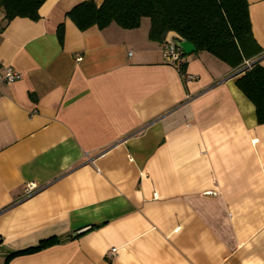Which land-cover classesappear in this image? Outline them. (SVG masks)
Wrapping results in <instances>:
<instances>
[{"label":"crops","instance_id":"obj_1","mask_svg":"<svg viewBox=\"0 0 264 264\" xmlns=\"http://www.w3.org/2000/svg\"><path fill=\"white\" fill-rule=\"evenodd\" d=\"M83 1L9 22L0 7V61L22 74L0 82V264H264V124L237 71L178 47L185 80L149 17L81 30Z\"/></svg>","mask_w":264,"mask_h":264},{"label":"trees","instance_id":"obj_2","mask_svg":"<svg viewBox=\"0 0 264 264\" xmlns=\"http://www.w3.org/2000/svg\"><path fill=\"white\" fill-rule=\"evenodd\" d=\"M46 0H0V7L9 22L17 16L38 19L39 9ZM249 0H86L67 12L81 30L93 26L103 29L113 22L123 28H137L143 17L151 19L150 37L165 41L175 31L190 41L195 52L207 51L234 68L236 83L256 106L257 121L264 124L263 48L254 37ZM60 42L65 38L64 23L58 26ZM250 61V65H247ZM185 62L178 68L186 78ZM58 236L39 244L13 251L8 260L33 253L60 242Z\"/></svg>","mask_w":264,"mask_h":264},{"label":"built area","instance_id":"obj_3","mask_svg":"<svg viewBox=\"0 0 264 264\" xmlns=\"http://www.w3.org/2000/svg\"><path fill=\"white\" fill-rule=\"evenodd\" d=\"M162 52L167 62L175 63L177 65L181 63L182 53L176 45L165 43ZM246 63L247 65H250V61H247ZM0 68L2 69L0 72V82L13 83L21 78V72H19L12 66L3 65L1 61ZM186 78L187 80L195 79V76L186 74ZM39 189L40 186L38 184L30 182L24 188V195L30 196ZM154 196H157L156 192L154 193Z\"/></svg>","mask_w":264,"mask_h":264},{"label":"water","instance_id":"obj_4","mask_svg":"<svg viewBox=\"0 0 264 264\" xmlns=\"http://www.w3.org/2000/svg\"><path fill=\"white\" fill-rule=\"evenodd\" d=\"M166 40L168 43L174 44L177 47L183 49L188 54H191L196 50L195 46L190 41L183 38L175 31H170L166 36Z\"/></svg>","mask_w":264,"mask_h":264},{"label":"rangeland","instance_id":"obj_5","mask_svg":"<svg viewBox=\"0 0 264 264\" xmlns=\"http://www.w3.org/2000/svg\"><path fill=\"white\" fill-rule=\"evenodd\" d=\"M146 18H148V17H146Z\"/></svg>","mask_w":264,"mask_h":264}]
</instances>
